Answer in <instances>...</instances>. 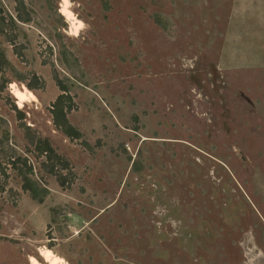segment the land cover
<instances>
[{
    "label": "rangeland",
    "instance_id": "1",
    "mask_svg": "<svg viewBox=\"0 0 264 264\" xmlns=\"http://www.w3.org/2000/svg\"><path fill=\"white\" fill-rule=\"evenodd\" d=\"M23 1L16 48L0 35L5 77L44 83L23 108L0 92V136L48 196L22 189L0 146V264H48L50 247L66 264H264V0H69L83 24L64 0ZM0 7L19 15L16 0ZM53 69L71 77L87 147L53 126ZM24 125L69 164L65 187Z\"/></svg>",
    "mask_w": 264,
    "mask_h": 264
},
{
    "label": "trees",
    "instance_id": "2",
    "mask_svg": "<svg viewBox=\"0 0 264 264\" xmlns=\"http://www.w3.org/2000/svg\"><path fill=\"white\" fill-rule=\"evenodd\" d=\"M16 1L19 14L17 18H13L10 16H8V18L5 17L4 10H2L0 7V35L5 37L7 42L14 46V48H16L15 42L17 40V36H14L11 33L9 34L7 27H9L13 32V30L17 27L16 22L24 23L27 21V19L23 17V13L21 11H25L24 1ZM15 52L18 56L22 57V59L24 58L21 51H18V49H16ZM60 54L64 66L72 70V77L78 83L85 84V78L82 71H80V64L78 59L74 57V55L69 50H67L65 46L62 47V51L60 52ZM9 69H11V64L9 63L5 53L0 50V92H3L8 84H10V86L13 84L9 79L5 77V73ZM53 76L57 87L61 91V94L52 103L50 109L53 126L57 131L61 132L70 142L82 141V144L87 147V142L83 141V133L69 120V115L77 109L71 95V77H65L64 79H61L55 69H53ZM17 81L25 84L27 86L26 88L32 92L40 89L44 83L43 80L37 75H33L32 80L28 83H26L27 78L24 75H19ZM13 108L14 111H16L17 115H19L20 119H23L25 117L24 113L18 110L15 105H13ZM24 128L29 137L31 145L34 147V151L28 152H35L36 159L44 157L45 161L42 163L43 168L47 170L49 175L57 177L60 185L62 187H65L67 182L66 176L60 173L58 169L61 168L60 170H68L69 164L60 155H58L49 139H44L34 134L32 132V129L30 127H27L26 125H24ZM0 146L2 147V149L8 148V164L20 177L22 182V189L25 192L30 193L33 200L37 201L38 203H43L44 199L48 196V191L40 185L39 181L34 178V167L33 165H31L28 158L18 155V153L13 148L9 147V138L7 133L0 136ZM1 172L5 178V181L3 184H0V193H4L5 183L8 179V176L6 175L5 168H1ZM47 249L52 251L51 247Z\"/></svg>",
    "mask_w": 264,
    "mask_h": 264
},
{
    "label": "bare ground",
    "instance_id": "3",
    "mask_svg": "<svg viewBox=\"0 0 264 264\" xmlns=\"http://www.w3.org/2000/svg\"><path fill=\"white\" fill-rule=\"evenodd\" d=\"M68 5L69 6H68L66 12L70 15L66 14L64 10L62 12V15L66 17L67 21H71V22L77 21L78 23L83 24V22L80 20H77L75 15L71 12L70 7L72 6V3L69 0H68ZM14 85H15V89H13L11 87L12 93H13L14 97L17 99V103H18V106L20 108H23L28 103L38 102L36 95L32 91L28 90L26 87L18 88L16 84H14ZM21 96H23L25 98L21 99L20 98ZM40 254H41V257L48 264H66L63 260L59 259L52 251H49L47 249L41 250ZM31 264H41V263L34 260L31 262Z\"/></svg>",
    "mask_w": 264,
    "mask_h": 264
},
{
    "label": "clouds",
    "instance_id": "4",
    "mask_svg": "<svg viewBox=\"0 0 264 264\" xmlns=\"http://www.w3.org/2000/svg\"><path fill=\"white\" fill-rule=\"evenodd\" d=\"M68 6H69V5H68V0H64V8H63V10L65 11L66 14H68V13L66 12ZM68 15H70V14H68ZM10 87H12L13 89H15V85H14V84L11 85ZM20 98H21V99H24L25 97L21 96Z\"/></svg>",
    "mask_w": 264,
    "mask_h": 264
}]
</instances>
